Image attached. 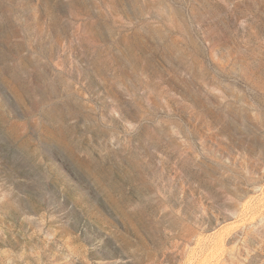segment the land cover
<instances>
[{
	"label": "rangeland",
	"instance_id": "374dc122",
	"mask_svg": "<svg viewBox=\"0 0 264 264\" xmlns=\"http://www.w3.org/2000/svg\"><path fill=\"white\" fill-rule=\"evenodd\" d=\"M0 264H264V0H0Z\"/></svg>",
	"mask_w": 264,
	"mask_h": 264
}]
</instances>
